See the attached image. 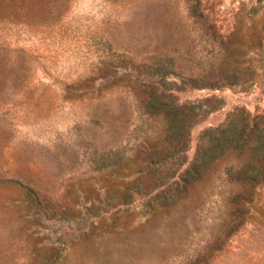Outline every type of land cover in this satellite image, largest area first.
I'll return each mask as SVG.
<instances>
[{
    "label": "rangeland",
    "instance_id": "rangeland-1",
    "mask_svg": "<svg viewBox=\"0 0 264 264\" xmlns=\"http://www.w3.org/2000/svg\"><path fill=\"white\" fill-rule=\"evenodd\" d=\"M0 264H264V0H0Z\"/></svg>",
    "mask_w": 264,
    "mask_h": 264
},
{
    "label": "trees",
    "instance_id": "trees-1",
    "mask_svg": "<svg viewBox=\"0 0 264 264\" xmlns=\"http://www.w3.org/2000/svg\"><path fill=\"white\" fill-rule=\"evenodd\" d=\"M152 98L154 100L153 105L157 109L161 110L163 108L164 110L167 109L166 111H172L173 103H171V105L166 104L164 101L166 95L164 92H159L158 88L152 90ZM175 108L174 110L180 111L179 108ZM250 144V138L246 136L245 132L236 134L229 130L210 131L205 138V142L199 147L195 160L187 173L198 175L205 174L210 171L212 164L221 157L236 150L238 147H249Z\"/></svg>",
    "mask_w": 264,
    "mask_h": 264
}]
</instances>
